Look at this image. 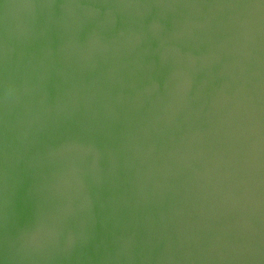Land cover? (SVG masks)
Returning a JSON list of instances; mask_svg holds the SVG:
<instances>
[{"label":"water","instance_id":"water-1","mask_svg":"<svg viewBox=\"0 0 264 264\" xmlns=\"http://www.w3.org/2000/svg\"><path fill=\"white\" fill-rule=\"evenodd\" d=\"M0 264H264V0H0Z\"/></svg>","mask_w":264,"mask_h":264}]
</instances>
